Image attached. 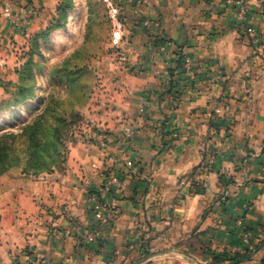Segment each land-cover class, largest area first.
I'll return each mask as SVG.
<instances>
[{
    "label": "crops",
    "instance_id": "1",
    "mask_svg": "<svg viewBox=\"0 0 264 264\" xmlns=\"http://www.w3.org/2000/svg\"><path fill=\"white\" fill-rule=\"evenodd\" d=\"M120 20L107 144L73 139L62 166L0 176V264H264V0H123ZM92 195L103 243L61 236L93 223Z\"/></svg>",
    "mask_w": 264,
    "mask_h": 264
},
{
    "label": "rangeland",
    "instance_id": "2",
    "mask_svg": "<svg viewBox=\"0 0 264 264\" xmlns=\"http://www.w3.org/2000/svg\"><path fill=\"white\" fill-rule=\"evenodd\" d=\"M110 30L101 0H0V146L12 150L4 173L60 167L73 139L106 146L96 124L110 111V59L122 53ZM22 208L34 216L28 202Z\"/></svg>",
    "mask_w": 264,
    "mask_h": 264
},
{
    "label": "built area",
    "instance_id": "3",
    "mask_svg": "<svg viewBox=\"0 0 264 264\" xmlns=\"http://www.w3.org/2000/svg\"><path fill=\"white\" fill-rule=\"evenodd\" d=\"M105 7L107 16L110 22V42L112 45L116 46L120 44L123 37L122 33V23L120 20V8L123 0H101ZM138 24L146 27L149 31L153 30V26L149 20H141L137 22ZM256 53L258 55L262 54V51L257 49ZM185 67H190L189 61L185 60ZM218 109H215V112H218ZM210 132H212V128ZM107 139L105 133L99 135L100 145L104 143ZM214 159V153L209 149L208 144L205 142L203 147L202 154V166H210ZM116 181L115 178L112 179ZM88 208L92 211L93 223L82 228L78 223H72L68 227L62 228L60 230L61 236H73L78 240H82L85 244L97 243L98 245L103 243L104 240V225L107 222V211L105 206L100 202L98 195H92L89 197ZM124 258V256L122 257Z\"/></svg>",
    "mask_w": 264,
    "mask_h": 264
},
{
    "label": "trees",
    "instance_id": "4",
    "mask_svg": "<svg viewBox=\"0 0 264 264\" xmlns=\"http://www.w3.org/2000/svg\"><path fill=\"white\" fill-rule=\"evenodd\" d=\"M181 57H178L177 60V67H180V63L178 61H180ZM24 90V87L19 86L18 88V93L22 92ZM32 96V95H31ZM30 95L27 96V98L31 97ZM23 98L17 97L15 99V101H13L12 105L18 104L20 101H22ZM12 156V150L11 148L4 150V148H2L0 146V176L7 170H9L8 168L11 167L12 164H10V160L9 158ZM46 166L40 170H33L32 172H30V174L32 175H38L40 173L43 172H49L53 166ZM264 241V239L262 240ZM248 254H234L231 258H223L222 256H217V257H213L211 263L209 264H238L239 262L244 261L245 259H247Z\"/></svg>",
    "mask_w": 264,
    "mask_h": 264
}]
</instances>
